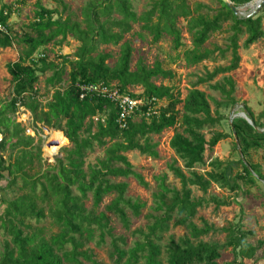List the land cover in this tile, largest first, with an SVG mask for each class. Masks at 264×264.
Listing matches in <instances>:
<instances>
[{
  "label": "trees",
  "instance_id": "16d2710c",
  "mask_svg": "<svg viewBox=\"0 0 264 264\" xmlns=\"http://www.w3.org/2000/svg\"><path fill=\"white\" fill-rule=\"evenodd\" d=\"M54 1L64 5L62 0ZM218 1L220 8L211 15L199 12L201 5L192 11L187 0H152L149 8L138 15L132 9L130 0H88L83 11L84 27L69 16L56 17V8H45L40 0L36 1L37 9L32 22L36 35L26 36L24 42L27 47L22 54L17 60L6 64L10 75L11 98L0 106V179L6 180L1 190L5 192L18 181L24 190L12 197L0 196V203L4 204L0 227L6 235L0 250V264H82L79 257L88 260L90 264H106L83 249L84 233H89L94 225L103 229L107 224L104 213L93 215L85 208L83 200L87 192H91L94 207L104 195L115 192L110 207L122 225L128 228L129 220L120 204L129 206L135 213H139L142 205L125 197V182H112L108 177L133 175L140 184L147 186L142 176L132 169L124 152L137 149L156 157V143L149 142L150 134H158L177 123L181 130H175L169 139V146L176 158L168 163V169L178 178L180 188L169 186L166 174L157 177L158 191L153 194L152 208L158 213L150 214L152 221L133 231L139 238L128 248L119 247L116 240H113L110 254L112 261L115 264H219L217 259L220 257V247L227 246L231 247L236 264H243L240 258L254 256L263 241L259 240L255 245L247 242L246 236L252 232L242 229L238 222L221 227L226 232V240L220 244L202 239L203 235L217 228L203 218H200V225L193 220L200 207L209 203L215 207L229 205L236 200V196L245 193V185H251L257 180L264 182V174L259 167L246 162L250 149L259 148L264 140V131H259L264 124L246 105L242 106V110L253 120L257 129L241 116L234 117L229 123L235 138L234 146L236 150L238 146L241 153L239 156L237 151L236 160L241 168L228 175L231 162L212 157L208 161V169L203 167V172L195 170L197 166L205 164V151H211L228 135L223 131L212 130L224 118L219 111L221 103L214 101L212 109L210 96L196 86L209 82L217 74L237 68L240 60L238 39L243 32L246 33L243 41L245 48L263 35L261 21L264 14L260 12L264 11V4L255 15L248 16L247 13L238 15L221 0ZM230 1L235 7H240L252 0ZM115 13L118 17L114 16ZM10 14V5L3 4L0 7V22L6 25L9 32H0V47H8L12 43L8 24ZM178 17H189L187 27L197 47L219 30L222 22L232 21V33L227 46L231 52L229 63L198 77L182 99L178 93L174 94L171 87L151 82L150 79L159 74L171 76L161 69L158 62L152 67H146L139 61L136 69L130 70L132 48L128 42L121 44L120 54L113 66L106 63L108 53L93 54L98 43H118L123 34L131 29V23L138 21H142L141 27L152 34L153 41L156 42L163 33H167L171 36L173 48L178 49L182 45L180 29L176 25ZM115 27L118 29L114 30ZM68 33L80 42L74 59L62 55V61L54 63L47 61L44 54L37 58L33 56L40 46L55 40L59 35L63 40ZM212 52L206 49L193 55L191 61L197 63L209 58ZM66 62L71 66L68 83L59 89L56 84L61 81ZM47 69L52 71L47 80L54 89L51 97L43 103L35 84L38 73H44ZM85 83L114 84L126 92L128 86L142 85L143 92L138 96L154 97L159 113L149 118L134 115L127 120L126 127L121 128L116 122L117 104L95 94L81 96L80 85ZM234 85L230 76H224L222 83H214L211 87L235 104L232 95ZM162 100L165 104L159 103ZM179 103H182L181 109L177 107ZM21 106L30 112L34 122H42L62 131L71 144L63 158H56L55 164L46 165L45 169L32 174L26 167L32 163L33 153L26 148L32 145L33 137L25 134L24 127L8 115V112H14ZM263 116L264 107L259 113V117ZM204 129L208 130V137ZM81 130L86 131L85 136L80 135ZM106 139L111 143L104 149L103 158L93 165H87L85 170L83 158L86 151L92 149L94 142L104 145ZM8 149H20V154L13 162H7L1 155L2 151ZM36 154L41 159L39 148ZM177 159L181 160L188 173L177 165ZM212 183L227 188L234 196L219 198L210 195L205 198L193 195L191 186L206 193ZM47 216L58 228L49 236L43 234L41 227L30 223L31 220L38 222ZM177 225L185 226L186 233L177 238L169 234L163 243L164 233Z\"/></svg>",
  "mask_w": 264,
  "mask_h": 264
},
{
  "label": "rangeland",
  "instance_id": "374dc122",
  "mask_svg": "<svg viewBox=\"0 0 264 264\" xmlns=\"http://www.w3.org/2000/svg\"><path fill=\"white\" fill-rule=\"evenodd\" d=\"M37 0H0V7L10 5L11 14L8 18V24L10 26V33L12 36V43L8 47H0V106L5 104L11 98V82L10 75L7 72L6 64L18 59L23 50L27 47L24 42L26 36H35L36 32L32 28V22L34 20V13L37 9ZM64 5L54 0H40V3L45 8H56V17L69 16L72 20L80 22V25L84 27L83 11L87 6L88 0H62ZM152 0H130L132 9L139 15L147 8H149ZM187 3L192 11L198 9V5H201L199 12L206 14H214L217 9L220 8L218 0H187ZM264 4V3H263ZM255 0L250 1L245 6L237 7L238 15H244L255 8ZM260 10V9H259ZM261 15L264 11L260 12ZM118 17V14H114ZM189 17H178L177 27L180 29L182 45L178 49L173 48L171 36L167 33H163L161 38L156 42L153 41L152 34L141 27L142 21L131 23V29L123 34V38L116 44L98 43L95 52L108 53L109 57L106 63L109 66H113L120 54L121 44L128 42L132 48L130 70H135L137 63L142 61L146 67L154 66L155 62L160 64L163 71L171 74L152 77L150 80L155 85H165L171 87L174 94L179 95L180 99L184 98L188 92V89L192 87V83L200 76H205L207 71L213 70L218 66H225L229 63L231 52L227 48L229 43V36L232 33L230 30L231 20L222 22L221 28L213 32L207 41L201 46L197 47L192 42V35L187 27V20ZM261 28L263 35L258 38L254 43L248 47L243 46V41L246 37V33L243 32L238 39V53L240 60L237 68L217 74L209 82H203L196 87L203 90L208 96H210L211 108L214 109V101H219V111L223 114V119L220 124L212 128V130L223 131L228 135L221 139L211 151H205L204 158L205 164L199 165L195 168L198 172H203L205 167L208 169V161L212 157H216L222 161H230L231 164L228 167V175L232 172L239 170L240 164L237 163V158L241 156L239 147L237 150L234 146L235 138L231 133L229 127L230 121L239 115L242 111V106H248L254 115L264 124V116L259 117V113L264 107V19L261 21ZM118 28H114L117 30ZM60 35L55 40L47 42L45 45L40 46L35 52L34 57L45 56L47 61L54 63H60L62 61V55H67L74 59V53L80 45V42L74 38L70 33L66 38L61 40ZM215 47H218L215 49ZM213 50L209 58L203 59L197 63L191 61V57L195 54L204 52V50ZM71 66L69 63H64V72L61 77V81L56 84V87L63 89L68 83V72ZM52 71L47 69L44 73H38V81L35 84L37 88L39 99L44 103L46 102L53 92V87L48 83L47 78L51 75ZM224 76H230L234 82L235 90L233 97L236 103L226 99L217 89L211 87L214 83H222ZM114 85V84H111ZM115 86V85H114ZM144 86L131 85L128 86V92L132 95L138 96L143 92ZM160 104H165V101H160ZM179 109L182 107V103L177 105ZM12 118L19 122L25 129V134L33 137L32 145L27 147L33 153V160L30 166L26 167L27 171L32 174L43 170L46 165L55 164L56 158H63L66 154V149L71 147L67 139V143L59 146L58 150L51 157H47L44 154L43 148L49 141V131H47L42 122H34L30 112L23 106L18 107L14 112H8ZM137 119V117H135ZM51 131H57L48 127ZM261 129H264L262 127ZM181 130L179 123L174 127L165 128L158 134H150L149 142L156 143L154 148L157 152L156 157H152L149 154L141 153L137 149L128 150L124 152L128 160L132 164V169L139 173L143 181L147 183V186H143L133 176H109L108 178L112 182H125L127 184L125 197L131 202L136 201L142 205L139 209V213H135L132 208L127 205L120 204L126 213L129 220L128 228L122 225L118 215L111 209L110 203L116 196L115 192L104 195L99 204L94 207L91 192H87L86 198L83 203L85 208L93 215L104 213L107 224L103 229L94 225L89 233H84L83 249L89 251L92 256L104 262L106 264H115L111 259V252L113 250V240H116V244L126 249L132 245L133 241L139 238L138 234H134V230L139 227H144L146 223L152 221L150 214L158 213L152 206L154 205L153 194L158 191V179L157 177L162 174H166V183L169 186H175L180 188L178 178L174 177L172 172L168 169V163L176 158L173 149L169 146V139L174 131ZM206 137L209 136L208 130H203ZM81 136L86 135L85 130L80 131ZM111 143L106 139L104 145H98L93 143V147L87 150L83 158V168L86 170L87 165H93L96 161L104 156V149ZM40 149V158L37 156V149ZM20 154V149H8L2 151L1 155L6 161L13 162ZM243 157V156H242ZM246 162L256 164L259 170L264 174V140L261 146L257 149H250ZM116 165H121L116 163ZM177 165L183 168L181 160L177 159ZM184 172L188 173L183 168ZM257 176V175H256ZM6 184L5 179H0V196L12 197L16 194L22 193L24 190L21 188V182L18 181L16 185L5 190H1L2 186ZM194 196H204L208 198L210 195L217 196L219 198H226L234 196L232 191L227 188L220 187L219 185L212 183L206 193H203L196 186H191ZM245 193H240L236 196V200L232 201L229 205H221L215 207L213 203L202 206L198 209V212L193 220L200 225V218L205 219L209 224H212L216 231H210L208 234L203 235L202 239L207 241H214L223 244L226 240V232L221 230V227L227 226L230 223H239L242 229L250 230L252 233L246 236V241L251 244H256L259 240L263 241L262 246L256 250L255 254L251 258H240L243 264H264V182L257 180L251 185L244 186ZM74 192H76L74 190ZM232 199V198H231ZM4 204L0 203V214L3 211ZM32 225H37L42 228L43 234L49 236L51 233L57 231V226L52 223V219L48 216L44 219L36 222L31 220ZM187 231L183 225L172 226L169 231L163 235V243L169 234L174 235L175 238L185 234ZM6 235L3 229L0 227V250L2 242ZM82 264H90V262L82 257H79ZM164 260V259H163ZM219 264H236L234 261V253L231 247H220V257L217 259ZM165 264V262L163 263Z\"/></svg>",
  "mask_w": 264,
  "mask_h": 264
},
{
  "label": "built area",
  "instance_id": "2783aa9c",
  "mask_svg": "<svg viewBox=\"0 0 264 264\" xmlns=\"http://www.w3.org/2000/svg\"><path fill=\"white\" fill-rule=\"evenodd\" d=\"M6 13V12H4ZM0 32L7 34L9 31L4 23L0 22ZM81 96L90 93L95 94L104 98L109 99L118 106V115L116 122L119 127L125 128L127 120L134 115L145 116H156L159 113L156 108V99L144 98L132 95L126 91L120 90L114 85H106L102 83H85L80 85Z\"/></svg>",
  "mask_w": 264,
  "mask_h": 264
},
{
  "label": "water",
  "instance_id": "95a60500",
  "mask_svg": "<svg viewBox=\"0 0 264 264\" xmlns=\"http://www.w3.org/2000/svg\"><path fill=\"white\" fill-rule=\"evenodd\" d=\"M221 1H222L223 3H225V4H226L231 10H233L235 13H237L238 11H240V10H238L237 7H235V6L233 5V3H232L230 0H221ZM255 3H256L255 8H254L253 10L249 11L246 15H248V16H253V15H255V14L259 11V9L261 8V6L263 5L264 0H255ZM237 115H239V116L243 117L244 119H246V121H247L248 123H250L253 127H255V128L257 129V127L255 126L253 120H252V119L246 114V112L244 111V109H243L240 113H238ZM44 128H45L47 131H49V132L51 131V129L48 128V127H46V126H44ZM57 131H60V130H57ZM259 131L263 132L264 129H259ZM60 132L62 133V135H64L62 131H60ZM64 137H65V136H64ZM0 138H1V135H0ZM65 138H66V137H65ZM66 139H67V138H66ZM48 144H51V142L49 141Z\"/></svg>",
  "mask_w": 264,
  "mask_h": 264
},
{
  "label": "bare ground",
  "instance_id": "6f19581e",
  "mask_svg": "<svg viewBox=\"0 0 264 264\" xmlns=\"http://www.w3.org/2000/svg\"><path fill=\"white\" fill-rule=\"evenodd\" d=\"M49 136V141L51 142V144H48V141L43 148L44 154L47 157H51L52 155H54L59 146L67 143V139L64 137V135H62L60 131H50Z\"/></svg>",
  "mask_w": 264,
  "mask_h": 264
}]
</instances>
